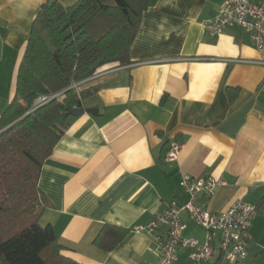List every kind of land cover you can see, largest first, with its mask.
<instances>
[{
    "label": "crops",
    "instance_id": "0c3cea01",
    "mask_svg": "<svg viewBox=\"0 0 264 264\" xmlns=\"http://www.w3.org/2000/svg\"><path fill=\"white\" fill-rule=\"evenodd\" d=\"M49 1L0 0V116L16 94L26 37ZM222 1L159 0L143 14L131 63L107 66L85 83L99 89L83 107L102 113L68 120L39 178L51 202L40 222L53 225L67 257L81 264H160L157 245L167 228H136L170 201L188 199L185 174L225 181L201 199L210 211L240 199L258 205L249 254L235 264L264 257V65L244 62L264 60V48H255L240 27L220 34L205 28ZM173 143L180 149L168 160ZM182 217L185 235L204 242L205 230L187 212ZM105 225L130 233L108 250L95 242ZM175 264L231 263L219 252L194 262L179 249Z\"/></svg>",
    "mask_w": 264,
    "mask_h": 264
},
{
    "label": "trees",
    "instance_id": "16d2710c",
    "mask_svg": "<svg viewBox=\"0 0 264 264\" xmlns=\"http://www.w3.org/2000/svg\"><path fill=\"white\" fill-rule=\"evenodd\" d=\"M158 1L44 4L25 40L15 97L0 116V130L15 122L0 133V264H81L63 253L53 225L40 222L51 205L39 186L41 170L74 117L66 113L99 89L82 82L131 63L143 14ZM40 96L51 99L35 107ZM129 233L105 225L95 242L111 250Z\"/></svg>",
    "mask_w": 264,
    "mask_h": 264
},
{
    "label": "built area",
    "instance_id": "2783aa9c",
    "mask_svg": "<svg viewBox=\"0 0 264 264\" xmlns=\"http://www.w3.org/2000/svg\"><path fill=\"white\" fill-rule=\"evenodd\" d=\"M204 26L212 34H220L230 27H240L249 34L251 44L262 50L264 0H223L215 14L204 21ZM244 62L264 65V60ZM102 73L101 70L82 83L95 79ZM50 99L48 96H40L35 100L34 106L38 107ZM179 149L180 144L173 143L167 153L168 160L176 159ZM222 184H225V181L213 175L194 177L185 174L181 185L188 193V199L184 202L170 201L147 226L136 228L150 232H155L161 227L167 228L166 236L161 238L157 245L160 264H175L179 249L188 250L189 258L194 262L208 260L216 252L231 264L248 256L253 240L251 227L258 207L254 203L240 199L223 211H210L202 204L201 199L212 196ZM183 212H187L190 219L205 230L204 242L185 235L188 225L182 217Z\"/></svg>",
    "mask_w": 264,
    "mask_h": 264
},
{
    "label": "water",
    "instance_id": "95a60500",
    "mask_svg": "<svg viewBox=\"0 0 264 264\" xmlns=\"http://www.w3.org/2000/svg\"><path fill=\"white\" fill-rule=\"evenodd\" d=\"M58 95V94H57ZM85 112L90 113L92 115H98L99 113L101 114L102 111L97 108V107H92V108H74L72 110H70L69 112L66 113V116L71 115V116H75V117H80L82 116ZM15 123V122H14ZM14 123L6 126L5 128H3L2 130H0V133L4 132L5 130H7L11 125H13Z\"/></svg>",
    "mask_w": 264,
    "mask_h": 264
},
{
    "label": "rangeland",
    "instance_id": "374dc122",
    "mask_svg": "<svg viewBox=\"0 0 264 264\" xmlns=\"http://www.w3.org/2000/svg\"><path fill=\"white\" fill-rule=\"evenodd\" d=\"M260 259L258 260L260 263L259 264H264V257H259ZM258 263V262H257Z\"/></svg>",
    "mask_w": 264,
    "mask_h": 264
}]
</instances>
